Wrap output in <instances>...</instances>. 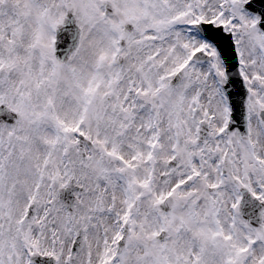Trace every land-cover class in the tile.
<instances>
[{
    "label": "snow or ice",
    "instance_id": "1",
    "mask_svg": "<svg viewBox=\"0 0 264 264\" xmlns=\"http://www.w3.org/2000/svg\"><path fill=\"white\" fill-rule=\"evenodd\" d=\"M0 264H264V0H0Z\"/></svg>",
    "mask_w": 264,
    "mask_h": 264
}]
</instances>
